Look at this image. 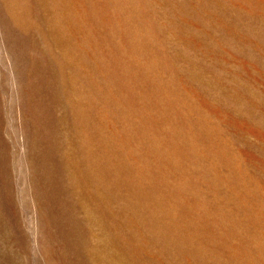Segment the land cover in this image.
<instances>
[{
	"label": "rangeland",
	"instance_id": "obj_1",
	"mask_svg": "<svg viewBox=\"0 0 264 264\" xmlns=\"http://www.w3.org/2000/svg\"><path fill=\"white\" fill-rule=\"evenodd\" d=\"M262 197L264 0H0V264H264Z\"/></svg>",
	"mask_w": 264,
	"mask_h": 264
},
{
	"label": "bare ground",
	"instance_id": "obj_2",
	"mask_svg": "<svg viewBox=\"0 0 264 264\" xmlns=\"http://www.w3.org/2000/svg\"><path fill=\"white\" fill-rule=\"evenodd\" d=\"M169 2V1H168ZM193 5V4H192ZM207 6V5H206ZM173 7V6H172ZM130 8V7H129ZM175 8V7H174ZM126 9V8H125ZM130 10H132V9H130ZM128 11V10H127ZM119 12V11H118ZM130 12V14L132 13V11H128V13ZM210 14V13H209ZM128 15V14H127ZM118 16H119V13H118ZM201 17V16H200ZM121 18V17H120ZM125 20V19H124ZM101 22V21H100ZM128 23V22H127ZM126 23V24H127ZM123 24V23H122ZM115 25V24H114ZM113 27V26H112ZM137 27V26H136ZM140 27V26H139ZM114 29V28H113ZM118 29V28H117ZM130 29V28H129ZM136 29V28H135ZM119 30V29H118ZM122 30V29H121ZM140 30V29H139ZM109 31V30H108ZM116 31V30H115ZM134 31V30H133ZM226 31V30H225ZM119 32V31H118ZM139 32V31H138ZM141 32V31H140ZM117 33V32H116ZM102 34V33H101ZM111 34V33H110ZM127 34V33H126ZM129 34H132V32L131 33H129ZM122 35V34H121ZM111 36H112V34L110 35V37L109 38H111ZM114 36V35H113ZM126 36V35H125ZM130 36V35H129ZM128 36V37H129ZM140 36V35H139ZM133 37V36H132ZM142 37H144L145 38V36H142ZM114 38V37H113ZM131 38V37H130ZM135 38V37H134ZM141 38V37H140ZM143 39V38H142ZM126 40V39H125ZM134 40V39H133ZM117 41V40H116ZM122 41V40H121ZM121 41H119V42H121ZM129 41V40H128ZM115 42V41H114ZM139 42L140 41H137V43L139 44ZM110 43H112V40L110 41ZM114 44V43H113ZM120 44V43H119ZM118 44V45H119ZM128 44H129V42H128ZM142 44V43H141ZM146 44V43H145ZM112 45V44H111ZM140 45V44H139ZM144 45V44H143ZM142 45V46H143ZM121 46V45H120ZM136 46V45H135ZM142 46H141V49H142ZM118 47V46H117ZM128 47V46H127ZM112 48H113V46H112ZM139 49H140V47H138ZM137 48V49H138ZM145 48V47H144ZM119 49V48H118ZM134 49V48H133ZM162 49V48H161ZM114 50V49H113ZM131 50V49H130ZM135 50H136V48H135ZM142 50H144V49H142ZM141 50V51H142ZM127 51V50H126ZM133 51V50H132ZM148 51V50H147ZM153 51V50H152ZM155 51V50H154ZM131 52V51H130ZM144 52H145V50H144ZM159 53H160V51H158ZM94 53V52H93ZM118 53V52H117ZM146 53V52H145ZM144 53V54H145ZM151 53V52H150ZM149 53V54H150ZM153 53H155V52H153ZM132 54H134V53H132ZM146 54H148V53H146ZM146 54L143 56L144 58H145V56H146ZM127 55V54H126ZM151 55H153V54H151ZM165 55V54H164ZM164 55H160L161 56V58H165L166 56H164ZM128 56H131V55H128ZM150 56V55H149ZM148 56V57H149ZM147 57V56H146ZM154 57V56H153ZM153 57H151V58H153ZM127 58V57H126ZM132 58H133V56H132ZM137 58H138V56H137ZM141 58H142V56H141ZM143 58V59H144ZM155 58V57H154ZM129 59V58H128ZM127 59V60H128ZM126 60V59H125ZM124 60V61H125ZM133 60H135V59H133ZM139 60H142V59H140V56H139ZM145 60H147L146 58H145ZM152 60H154V59H152ZM119 61V60H118ZM117 61V62H118ZM121 61V60H120ZM119 61V62H120ZM132 61V60H131ZM142 61H144V60H142ZM147 61H149V60H147ZM154 61H156V60H154ZM150 62V61H149ZM157 62V61H156ZM122 63V62H121ZM130 63V62H129ZM134 63V62H133ZM137 63V62H136ZM147 63V62H146ZM153 63H151V65H152ZM119 65V64H118ZM146 65V64H145ZM154 65H155V63H154ZM154 65H152V66H154ZM114 66V65H113ZM112 66V67H113ZM137 66V65H136ZM148 66H149V64H148ZM147 66V67H148ZM128 67V66H127ZM141 67H143V66H141ZM146 67V66H145ZM138 68L139 69H142V68H140L139 66H138ZM165 69H166V66L164 67ZM163 68V69H164ZM125 69V68H124ZM146 69V68H145ZM144 70V69H143ZM147 70V69H146ZM127 71V70H126ZM145 71V70H144ZM147 72V71H146ZM150 72V71H149ZM147 73V75H146V77L148 76V74H150V73ZM144 73V72H143ZM152 73V72H151ZM125 74V73H124ZM108 75V74H107ZM145 76V75H144ZM150 76H151V74H150ZM154 76V75H153ZM152 76V77H153ZM156 76V75H155ZM129 77V76H128ZM143 77V76H142ZM170 77H171V74H170ZM150 78V77H149ZM153 79V78H152ZM172 79V78H171ZM126 80V79H125ZM145 80V79H144ZM151 80V79H150ZM159 81V80H158ZM148 82H150V81H148ZM151 82H153V81H151ZM156 82V81H155ZM157 83V82H156ZM163 83V82H162ZM165 83V82H164ZM171 83V82H170ZM153 84V83H152ZM148 85H150V84H148ZM154 85V84H153ZM162 86H163V84H161ZM166 85V84H165ZM174 85V84H173ZM175 85H176V83H175ZM116 86V85H115ZM155 86H157L156 84H155ZM160 86V85H159ZM161 86V87H162ZM169 86V85H168ZM126 87H129V86H126ZM158 87V86H157ZM174 87V86H173ZM124 88V87H123ZM163 88V87H162ZM166 88V87H165ZM99 89V88H98ZM155 89V88H154ZM128 90V89H127ZM130 90V89H129ZM111 91V90H110ZM118 91H119V88H118ZM131 91V90H130ZM156 91V90H155ZM158 91V90H157ZM172 91V90H171ZM185 91V90H184ZM122 91H120L119 93L120 94H122L121 93ZM125 92V91H124ZM174 92V91H173ZM108 94V93H107ZM106 94V95H107ZM124 94V93H123ZM127 94H128V92H127ZM131 94V93H130ZM250 95V94H249ZM125 96V95H124ZM133 96V95H132ZM176 96V95H175ZM175 96H173V97H175ZM251 96V95H250ZM254 96V95H253ZM105 97V96H104ZM110 97V96H109ZM122 98H123V95L121 96ZM126 97V96H125ZM179 97V96H178ZM249 97V96H248ZM121 98V99H122ZM127 98V97H126ZM129 98V97H128ZM184 98H185V96H184ZM101 99V98H100ZM120 99V100H121ZM256 99V98H255ZM119 100V99H118ZM125 100V99H124ZM123 100V101H124ZM138 100V99H137ZM142 100V99H141ZM147 100V99H146ZM248 100V99H247ZM253 100V99H252ZM122 101V100H121ZM127 101H129V100H127ZM140 101V100H139ZM149 101H150V99H149ZM257 101V100H256ZM115 102V101H114ZM117 102H119V101H117ZM147 102V101H146ZM154 102V101H153ZM128 103V102H127ZM253 103V102H252ZM255 103V102H254ZM182 104V103H181ZM106 105V104H105ZM113 105V104H112ZM119 105V104H118ZM130 105H132V104H130ZM163 105V104H162ZM185 105V104H184ZM175 106V105H174ZM116 107V106H115ZM119 107V106H118ZM122 107H123V105H122ZM125 107V106H124ZM134 107V106H133ZM156 107V106H155ZM187 108V107H186ZM192 108H194V107H192ZM191 108V109H192ZM125 109V108H124ZM130 109V108H129ZM149 109V108H148ZM151 109V108H150ZM159 109H160V107H159ZM99 110H100V108H99ZM126 110H128V109H126ZM200 110V109H199ZM112 111V110H111ZM115 111H117V110H115ZM114 111V112H115ZM131 111V110H130ZM144 111V110H143ZM149 111V110H148ZM239 111V110H238ZM138 112V111H137ZM140 112V111H139ZM189 112H191V111H189ZM237 112V111H236ZM241 112V111H240ZM116 113V112H115ZM146 113V112H145ZM117 114H119V112L117 113ZM126 114H128V113H126ZM126 114H124V115H126ZM129 114H131V113H129ZM122 115V114H121ZM138 115V114H137ZM142 114H141V112H140V116H141ZM188 115V114H187ZM134 116V115H133ZM139 116V117H140ZM145 116V115H144ZM144 116H142V118L144 117ZM127 117V116H126ZM138 117V116H137ZM168 117V116H167ZM185 117H187V116H185ZM198 117V116H197ZM134 118V117H133ZM146 118V117H145ZM149 118H150V116H149ZM148 118V119H149ZM152 118V117H151ZM154 118V117H153ZM152 118V119H153ZM125 120V119H124ZM138 120V119H137ZM139 120H141V119H139ZM150 120V119H149ZM148 120V121H149ZM190 120V119H189ZM127 121H128V119H127ZM135 121V120H134ZM147 121V120H146ZM147 121V122H148ZM156 121V120H155ZM154 120H153V122H155ZM185 121V120H184ZM202 121H204V120H202ZM122 122V121H121ZM137 122V121H136ZM139 122V121H138ZM144 122V121H143ZM152 122V123H153ZM123 123H125V122H123ZM129 123V122H128ZM146 123V122H145ZM166 123V122H165ZM190 123V122H189ZM193 123V122H192ZM188 124V123H187ZM199 124V123H198ZM203 124V123H202ZM205 125H206V121H205V123H204ZM121 125V124H120ZM124 126H125V124H123ZM122 125V126H123ZM131 125V124H130ZM130 125H129V127H130ZM137 125V124H136ZM141 125V124H140ZM179 125V124H178ZM182 125V124H181ZM156 126V125H155ZM135 127V126H134ZM145 127V126H144ZM182 127V126H181ZM198 127V126H197ZM124 128V127H123ZM131 128V127H130ZM136 128V127H135ZM141 128H143V127H141ZM141 128L139 129V130H141ZM180 128V127H179ZM187 128H188V126H187ZM203 128V130H204V133H205V135H207L206 134V131H208V130H206L207 128H205V127H202ZM201 128V129H202ZM126 129V128H125ZM124 129V130H125ZM132 129V128H131ZM127 130V129H126ZM157 130V129H156ZM213 130V129H212ZM151 131H152V129H151ZM184 131V130H183ZM187 131V130H186ZM202 131V130H201ZM125 132V131H124ZM129 132V131H128ZM131 132H133L132 130H131ZM130 132V133H131ZM147 132V131H146ZM215 131H213V133H214ZM123 133V132H122ZM189 133V132H188ZM138 134V133H137ZM142 134H143V132H142ZM147 134V133H146ZM151 134V133H150ZM186 134V133H185ZM128 135V134H127ZM155 135H157V134H155ZM123 136V135H122ZM130 136V135H129ZM133 136V135H132ZM150 136V135H149ZM185 136V135H184ZM212 136V135H211ZM126 137V136H125ZM139 137H140V135H139ZM142 137V136H141ZM183 137V136H182ZM186 137V136H185ZM221 137V136H220ZM146 138H148V137H146ZM151 138V137H150ZM156 138V137H155ZM172 136H171V140H172ZM216 138V137H215ZM121 139V138H120ZM123 139H124V136H123ZM131 139V138H130ZM129 139V140H130ZM139 139V138H138ZM184 139V138H183ZM190 139V138H189ZM214 139V138H213ZM122 140V139H121ZM126 140H128V138L126 139ZM135 140H136V138H135ZM150 140V139H149ZM148 140V141H149ZM156 140V139H155ZM169 140V139H168ZM151 141V140H150ZM193 141V140H192ZM103 142V141H102ZM101 142V143H102ZM146 142V141H145ZM106 143H108V142H106ZM131 143V142H130ZM151 143V142H150ZM211 143V142H210ZM111 144V143H110ZM112 144H113V142H112ZM117 144V143H116ZM115 144V145H116ZM125 144H126V141H125ZM137 144V143H136ZM152 144V143H151ZM168 144H169V142H168ZM167 144V145H168ZM148 145V144H147ZM150 145V144H149ZM101 146V145H100ZM128 146V145H127ZM132 146V145H131ZM130 146V147H131ZM135 146V145H134ZM140 146V145H139ZM141 146H143V145H141ZM162 146H164V145H162ZM181 146V145H180ZM103 147V146H102ZM106 147H107V145H106ZM121 147V146H120ZM135 147H137V146H135ZM145 147H146V145H145ZM175 147V146H174ZM209 147V146H208ZM207 147V148H208ZM85 148V147H84ZM88 148V147H87ZM114 148V147H113ZM126 148V147H125ZM153 148V147H152ZM106 149V148H105ZM124 149V148H123ZM128 150L130 149V148H127ZM132 149V148H131ZM135 149V148H134ZM141 149H143L142 147H141ZM218 149V148H217ZM221 149V148H220ZM108 150V149H107ZM115 150V149H114ZM133 150V149H132ZM145 150V149H144ZM152 150V149H151ZM192 150V149H191ZM200 150V149H199ZM101 151V150H100ZM121 151V150H120ZM125 151H126V149H125ZM134 151H136V150H134ZM103 152V151H102ZM92 153V152H91ZM112 153H113V151H112ZM111 153V154H112ZM116 153V152H115ZM121 153V152H120ZM132 153H135V152H132ZM156 153V152H155ZM219 153V152H218ZM98 154H100V153H98ZM104 154H105V152H104ZM104 154L102 155V156H104ZM109 154H110V152H109ZM138 154V153H137ZM144 154V153H143ZM153 154V153H152ZM222 154V153H221ZM89 155V154H88ZM101 155V154H100ZM106 155H107V153H106ZM106 155H105V158H106ZM116 155L117 154H115V157H116ZM118 155H121V154H118ZM117 155V156H118ZM125 155V153L123 154V156ZM136 155V154H135ZM122 156V157H123ZM175 156V155H174ZM221 156V155H220ZM108 157V156H107ZM110 157V156H109ZM125 157H126V155H125ZM132 157V156H131ZM117 158V157H116ZM115 158V159H116ZM124 158V157H123ZM128 158V157H127ZM140 158V157H139ZM221 158V157H220ZM137 159V158H136ZM161 159V158H160ZM132 160V159H131ZM130 160V161H131ZM133 160H134V158H133ZM139 160V159H138ZM217 160V159H216ZM128 161V160H127ZM135 161V160H134ZM137 161V160H136ZM221 161H222V159H221ZM129 162V161H128ZM180 163L181 162H154V163H152V162H131V164L129 163V166L127 167V168H125L124 167V169H128L129 171H126V172H128L127 173V176L125 177V179H126V181L125 180H123V178H120V176H119V178L120 179H122L124 182H125V184H126V186H128L129 185V189H130V193L131 192H136V191H139V192H141V197L142 198H144V195H146V194H148V192L149 193H151L154 189L153 188H151V189H149V187L146 185V183H148V184H150L151 186H153L154 188H155V191H157L158 189H159V187H160V185H161V182H163L164 180H165V177H166V175L167 174H169V173H171V172H176L175 170L180 166ZM183 163H185V162H183ZM182 163V164H183ZM115 164V163H114ZM117 164V163H116ZM123 164V163H122ZM196 164V163H195ZM122 166V165H121ZM120 166V167H121ZM123 166H125V165H123ZM168 166H171L172 167V171L171 172H167V169H168ZM185 166V165H184ZM206 166V165H205ZM186 167V166H185ZM190 167H191V165H190ZM194 167V166H193ZM202 167V166H201ZM104 168V167H103ZM103 168H101V169H103ZM115 168V167H114ZM208 168H209V166H208ZM112 169V168H111ZM123 169V168H122ZM191 169V168H190ZM207 169V168H206ZM93 170H95V169H93ZM116 170V169H115ZM112 171V170H111ZM114 171V170H113ZM185 171V170H184ZM197 171H199V170H197ZM98 171H96V173H97ZM209 172H210V170H209ZM91 173V172H90ZM109 173H110V171H109ZM194 173H196V172H194ZM111 174V173H110ZM121 174V173H120ZM119 174V175H120ZM184 174H186V173H184ZM189 174V173H188ZM209 174V173H208ZM107 175V174H106ZM181 175V174H180ZM192 175V174H191ZM199 175V174H198ZM197 175V176H198ZM211 175V174H210ZM247 175V174H246ZM96 176V175H95ZM108 176V175H107ZM118 176V175H117ZM184 176V175H183ZM182 176V177H183ZM103 177V176H102ZM110 177H114V176H110ZM110 177H109V179H110ZM191 177V176H190ZM201 177H204V176H200V178ZM209 177V176H208ZM249 177V176H248ZM247 177V178H248ZM97 178V177H96ZM186 178V177H185ZM217 178V177H216ZM167 179V178H166ZM184 179V178H183ZM195 179V178H194ZM197 179V178H196ZM209 179V178H208ZM113 180V179H112ZM116 180V179H115ZM197 180H199V179H197ZM205 180V179H204ZM214 180H215V178H214ZM118 181H120V180H118ZM118 181H115V182H118ZM166 181V180H165ZM187 181H188V179H186V180H183V182H181V183H173V185L170 187V188H167L168 190H169V193H167L168 195H170V198H167V202H168V204L169 203H171L170 201H173V199H172V197H177L178 195H180L181 193H183V192H185V191H193L194 193L196 192L195 191V189H188L187 187L188 186H186V183H187ZM146 182V183H145ZM172 182V181H171ZM170 182V183H171ZM195 182V181H194ZM211 182H213L212 180H211ZM216 182V181H215ZM101 183V182H100ZM105 183H106V181H105ZM114 183V182H113ZM120 183V182H119ZM169 183V185H171ZM202 183V182H201ZM204 183V182H203ZM209 183V182H208ZM140 184H141V186H142V188H141V190L140 189H138L139 187H141L140 186ZM144 184H145V186H144ZM198 184V183H197ZM196 184V185H197ZM205 184V183H204ZM167 185V184H166ZM165 185V186H166ZM189 185V184H188ZM213 186V185H212ZM161 187H163V186H161ZM210 187V186H209ZM219 187V186H218ZM255 189H257V188H255ZM126 190V189H125ZM160 190V189H159ZM167 190V191H168ZM212 190V189H211ZM215 190V189H214ZM214 190H212V191H214ZM218 190V189H217ZM166 191V190H165ZM256 190H254V192H255ZM258 191V190H257ZM154 192V191H153ZM192 192V193H193ZM253 192V193H254ZM263 192V191H262ZM184 194V193H183ZM198 194V193H197ZM200 194V193H199ZM215 194V193H214ZM257 194V193H256ZM191 195V194H190ZM216 195V194H215ZM165 196V195H164ZM181 196V195H180ZM255 196V194L253 195V197ZM256 197V196H255ZM151 198V197H150ZM262 198H264V197H262ZM154 199V198H153ZM177 199V198H176ZM193 199V198H192ZM199 199V198H198ZM223 199V198H222ZM257 199V198H256ZM260 199V198H259ZM194 200V199H193ZM145 201V200H144ZM185 201V200H184ZM256 201V200H255ZM262 201H264V200H262ZM182 202V201H181ZM191 202V201H190ZM189 202V203H190ZM193 202H195V204L193 205L194 206V209H196L195 208V206L197 205V202L196 201H193ZM192 202V203H193ZM257 202H258V200H257ZM256 202V203H257ZM260 202V201H259ZM161 203V202H160ZM185 204V203H184ZM204 204V203H203ZM157 205H158V202H157ZM192 205V204H191ZM260 205V204H259ZM160 206V205H159ZM200 206V205H199ZM207 206H208V204H207ZM213 206V205H212ZM262 206V205H261ZM156 207V206H155ZM175 207H176V205H168V206H166V207H162V208H157L158 209V211H159V216H154V213L152 214V216L151 215H149L150 216V218L149 219H147V222L148 223H150V224H152V227H153V225H157L158 223H160V222H162V216L165 214V216H168V217H170L173 221H174V216H175V212L177 211V209H175ZM184 207V206H183ZM191 206H189L188 208H190ZM201 207V206H200ZM188 208H186V209H188ZM136 209V208H135ZM153 209V208H152ZM151 209V210H152ZM178 209H180V208H178ZM191 209V208H190ZM264 209V208H263ZM134 210V209H133ZM200 210V209H199ZM147 211V210H146ZM184 211V210H183ZM201 211V210H200ZM134 212V211H133ZM188 212V211H187ZM205 212V211H204ZM151 213V212H150ZM193 213V212H192ZM180 214V213H179ZM184 215V214H183ZM190 215H194V214H191V210H190ZM146 216V215H145ZM144 216V217H145ZM148 216V217H149ZM161 216V217H160ZM196 217V216H195ZM203 218H204V216H202ZM199 217H196V220H199L198 219ZM202 222V221H201ZM228 222V221H227ZM203 223V222H202ZM202 223H201V225H202ZM175 224V221L172 223V225H174ZM225 224V223H224ZM229 225H231V223L229 224ZM200 226V225H199ZM233 226V225H232ZM241 228V227H240ZM187 229V228H186ZM186 229L185 228H180V229H177V230H175L173 233H172V236H173V239H172V241H179V242H181L183 239H185V240H189V241H192L193 242V245L195 246V248L198 250V252L200 251L199 250V248H198V244H200L199 242H196V241H194V238H195V236H196V234L194 233V229H193V231H191V232H187L186 231ZM164 232L165 233H169V228H165V230H164ZM196 240H197V238H196ZM201 241V240H200ZM187 243V242H186ZM246 254V253H245ZM248 255V254H247ZM207 256V255H206ZM212 256V255H211ZM218 256V255H217ZM244 257V256H243ZM246 257H248V256H246ZM229 258V257H228ZM237 258V257H236ZM206 259V258H205ZM217 259V258H216ZM242 259V258H241ZM212 260V259H211ZM218 261V260H217ZM246 261V260H245ZM235 262V261H234ZM246 263V262H245Z\"/></svg>",
	"mask_w": 264,
	"mask_h": 264
}]
</instances>
